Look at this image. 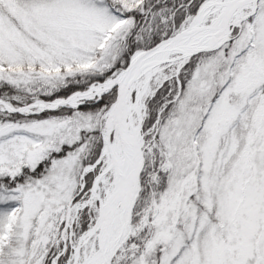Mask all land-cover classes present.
Instances as JSON below:
<instances>
[{
	"label": "snow or ice",
	"instance_id": "snow-or-ice-1",
	"mask_svg": "<svg viewBox=\"0 0 264 264\" xmlns=\"http://www.w3.org/2000/svg\"><path fill=\"white\" fill-rule=\"evenodd\" d=\"M0 264H264V0H0Z\"/></svg>",
	"mask_w": 264,
	"mask_h": 264
}]
</instances>
